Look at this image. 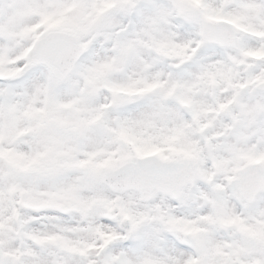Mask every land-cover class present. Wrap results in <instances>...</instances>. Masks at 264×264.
Here are the masks:
<instances>
[{
  "label": "snow or ice",
  "instance_id": "1",
  "mask_svg": "<svg viewBox=\"0 0 264 264\" xmlns=\"http://www.w3.org/2000/svg\"><path fill=\"white\" fill-rule=\"evenodd\" d=\"M0 264H264V0H0Z\"/></svg>",
  "mask_w": 264,
  "mask_h": 264
}]
</instances>
